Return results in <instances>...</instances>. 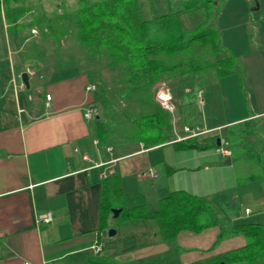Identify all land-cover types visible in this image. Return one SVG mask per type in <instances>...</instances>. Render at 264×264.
Listing matches in <instances>:
<instances>
[{
    "label": "crops",
    "instance_id": "1",
    "mask_svg": "<svg viewBox=\"0 0 264 264\" xmlns=\"http://www.w3.org/2000/svg\"><path fill=\"white\" fill-rule=\"evenodd\" d=\"M254 1L227 0L214 23L225 46L240 59L244 73L242 87L238 75L230 77L235 78L241 94L242 90L246 91L247 99L242 100L245 113L226 122L196 121L204 102V92L196 87V81L205 76L198 77L189 86L180 81L170 83L169 89L176 102L173 101L177 117L175 131L179 136H186L184 125L202 126L214 131L196 139L220 138L221 144L227 143L229 148L223 129L251 121L258 126L259 135L252 134L248 142L264 157V0H258V8H251ZM148 2L143 7L145 17L150 18L156 11L151 1ZM157 2L159 13L169 10L166 0ZM252 10L256 12L251 13ZM192 20L190 16L188 21ZM187 26L190 29L188 22ZM12 33L1 17L0 264L25 261L31 264H154L155 258L166 254L169 246L164 242H150L145 223L129 220L126 227L122 226L121 237H117L119 228L114 225L112 214L109 228H102L100 205L104 183L121 189L124 204L113 209L123 211V205L127 208L145 205L154 211L161 199L173 191L183 190L206 198L225 221L264 225V160L246 162L240 167L249 171L243 174V179L245 176L249 179L252 170L259 171L263 178L244 179L239 187L232 151L230 156H223L216 151L218 145L213 150L178 148L173 139L168 146L150 148L143 144L126 149L111 145L113 151L109 152V146L101 147L96 136L95 118L87 119L84 115L94 105L98 88L96 75L94 78L89 75L91 56L75 40L68 41L79 50L71 47L67 51L70 56L57 52L52 41L42 39L35 40L41 47L35 48V60L28 64L22 62L19 54L23 53L25 43L34 39L28 36L22 42ZM62 43L64 48L67 42L62 39ZM24 72L28 74L29 86L19 91L17 85L23 82ZM223 79L217 81L221 83ZM89 85H95L96 90L88 92ZM48 94L51 100H47ZM228 159L230 163H226ZM149 169L158 176L153 178ZM105 173L107 177L103 179ZM236 190L239 193L232 195ZM230 195L238 200L239 209L234 212L221 203L228 201ZM246 209L251 212L246 214ZM47 212L52 213L53 221L37 226L36 218ZM113 227L117 234L111 237L108 231ZM219 234L220 228L215 226L199 233L181 231L177 237L182 249L181 264L201 262L246 244L242 235L219 241ZM105 236L109 239L105 240ZM96 239L102 244L99 254L91 249Z\"/></svg>",
    "mask_w": 264,
    "mask_h": 264
},
{
    "label": "trees",
    "instance_id": "2",
    "mask_svg": "<svg viewBox=\"0 0 264 264\" xmlns=\"http://www.w3.org/2000/svg\"><path fill=\"white\" fill-rule=\"evenodd\" d=\"M143 1L78 0L73 7L64 5L62 13L51 14L43 12L34 0L0 1V18H4L15 38L24 42L34 26L39 28L42 39L56 45L69 34L74 35L92 59L105 60L106 67L116 72L113 87L101 74H96L100 84L94 95L93 104L98 109L94 122L101 147L112 145L126 149L143 144L150 148L175 139L170 113L154 99L159 83L180 81L189 86L206 75L217 79L238 75L242 87L244 73L240 59L222 43L221 33L212 22L226 0H166L170 7L163 13L156 9L157 0H146L155 6L156 12L150 18L145 17ZM189 13L205 19L189 29L182 19L183 14ZM29 41L19 54L22 62L28 64L35 60V48L41 47L39 42ZM242 91L246 97V91ZM258 132V126L251 121L223 129L235 165L241 167L246 162L264 160L263 154L248 142ZM175 145L213 150L217 139L189 138ZM258 172L252 170L249 179L247 176L244 179L263 178ZM244 179L239 177V183ZM122 204L121 189L104 183L100 205L102 228H109L112 209ZM119 217L122 221L136 219L145 223L150 242H164L169 246L166 254L155 258L154 264H181L179 233L183 230L199 233L213 226L220 228L219 241L242 235L246 238L245 246L193 264H264L263 224L225 221L206 198L187 191L171 192L154 211L145 205L134 208L123 205Z\"/></svg>",
    "mask_w": 264,
    "mask_h": 264
},
{
    "label": "rangeland",
    "instance_id": "3",
    "mask_svg": "<svg viewBox=\"0 0 264 264\" xmlns=\"http://www.w3.org/2000/svg\"><path fill=\"white\" fill-rule=\"evenodd\" d=\"M77 1L78 0H34V4H36L39 8H41V10L43 12L51 14V13H54L56 11L58 13H62L64 5H68L69 7H73L77 3ZM145 1L146 0L143 1V4L145 3ZM226 1H224L223 3H225ZM255 6H256V2L254 1V2H252L251 8H254ZM153 7H155V6H153ZM252 12H256V11L252 10L251 13ZM218 15L215 17V19L212 22L215 23V20L217 19ZM190 16L193 19L192 21H188V18L190 19ZM27 19H29V18H27ZM182 19L185 22L186 27H188L187 26V22H188L191 25L190 29H192V28H194V25L201 22L205 18L204 17L201 18L200 16H197L194 13L193 14L189 13V14H183ZM34 27H37V26H34ZM30 33H31V30H30ZM249 36H251V35H249ZM30 38L34 39V40H38V41L42 40L41 35L38 37H34V38L30 37ZM63 40L67 42V44L64 43L65 44L64 48L62 46V44H63L62 40H61L60 45L54 44L57 52L63 51V52H65V54H67L70 50H72L71 47H73L75 50H79V49L75 48V46L73 44H70V41H73V40L76 41V38L74 35L69 34L68 36L64 37ZM68 40H70V41H68ZM223 42L224 41H222V43ZM223 44L225 45V43H223ZM82 49L84 50V48H82ZM68 54L71 56L70 53H68ZM60 55L63 57L65 56L64 54H62V52ZM91 61H93V63H92V67L88 69L89 75H91V77L94 78V76L97 73L101 74V77L103 78V80L108 85L113 87L114 86L113 81L118 76L116 74V72H112L106 67L105 60L104 61L100 60L99 62H97L95 59H93ZM65 62H67V61H65ZM95 83H96L97 87L100 84V82L98 80ZM166 85L168 86V88H170L169 83H166ZM196 87H201L203 92H204L203 93L204 94L203 95L204 102L200 106L201 113H199L197 115L196 121H201L202 119H204V121H206V122H207V120H209V122L214 121V120H216L215 122H226L228 120L238 118V116H241L245 113V105L243 103L244 102L243 99L246 100V97L243 94V92H242V94L239 92V90L236 86L235 78H233V76L232 77H230V76L225 77V79H223V82L220 83V81H217V79H214L211 75H207V76L200 78L199 80L196 81ZM242 96H243V98H242ZM154 99H155V92H154ZM174 100H175V98L173 97V101ZM242 100H243V102H242ZM155 101H156V99H155ZM174 103H176V102L174 101ZM213 123L214 122H210V124H213ZM172 124H173V133L175 135V132H174L175 124L173 121H172ZM257 141L259 142V140H257ZM166 146H168V145H166ZM170 147H172V146H170ZM186 152L187 153H193V152H190L189 150H186ZM236 172L239 173L238 174L239 177H242L243 174H247L249 171H247V169L244 170V169L240 168L239 166H237ZM237 185L240 187V185H242V184L237 183ZM237 193H239V191L237 192V190H236L235 193L232 195H235ZM232 195H230V198L228 201H222L221 203L223 204V206L225 208H227L229 206L230 210L234 212V210L235 209L238 210L239 207H238V205H236L238 202L237 198L232 199L231 198ZM126 200L127 199H125V201ZM129 203L131 204V202H128V204ZM258 212L259 211L256 210V213H258ZM121 219L122 218L117 217V218H114V220H113L114 225L117 228H119V233H118L117 237H121L120 232L123 230L122 226L125 224L128 225L130 223V221L127 219L125 220V218H123L125 220L124 222ZM126 225H125V227H126ZM106 239H109V238H107V236H105V240Z\"/></svg>",
    "mask_w": 264,
    "mask_h": 264
},
{
    "label": "built area",
    "instance_id": "4",
    "mask_svg": "<svg viewBox=\"0 0 264 264\" xmlns=\"http://www.w3.org/2000/svg\"><path fill=\"white\" fill-rule=\"evenodd\" d=\"M2 1V0H0ZM40 36V31L37 27H33L31 28V34L30 37L34 38V37H38ZM40 38V37H39ZM17 90L19 91H23L25 90V84L24 82H21L20 85H17ZM96 90V86L95 85H89L87 87V91L88 92H94ZM202 92L199 91V98L201 97ZM47 100H51V95H47ZM155 99L156 102L159 103L161 105V107L169 112L172 116V121L174 122L175 126H176V106L173 103V97L172 94L170 92V89L168 88V86L166 85V83H159L157 84V86L155 87ZM98 113V109L96 106L94 105H90L86 111H85V117L87 119H93ZM183 130L186 134L185 137L179 136L175 129V135L177 134V136L175 137V139L173 140V142H179L188 138H195V137H201L203 135L206 134H210L212 133L214 130H208L206 128H203L202 126H191V125H184L183 126ZM95 144L98 145V141H95ZM107 150L109 152L113 151V147H107ZM217 153L223 155V156H230L231 155V150L227 147V143H222L217 149H216ZM149 174L153 177L156 178L158 175L157 173H155L152 169H149ZM145 174V173H144ZM103 179H105L107 177V174H103L102 175ZM251 211L250 209H246V214H249ZM53 221V215L50 212L44 213L42 215H39L36 220H35V224L41 225L42 223H50ZM91 249L96 253L99 254L102 251V244L100 243V241L98 239L95 240L94 244L92 245ZM23 264H31L30 262L25 261ZM49 264H57L56 262H51Z\"/></svg>",
    "mask_w": 264,
    "mask_h": 264
},
{
    "label": "water",
    "instance_id": "5",
    "mask_svg": "<svg viewBox=\"0 0 264 264\" xmlns=\"http://www.w3.org/2000/svg\"><path fill=\"white\" fill-rule=\"evenodd\" d=\"M255 2H256V8H258V7H259L258 0H255ZM21 78H22L24 84L26 85V87H28V86H29L28 74L25 73V72L22 73ZM217 145H218V146L221 145V140H220V138L217 139ZM230 162H231V159H228V160L226 161V163H230ZM121 211H122L121 208H118V209H112L113 216H114L115 218L118 217V216L120 215ZM108 234H109V236L113 237V236H115V235L117 234V230H116L115 228H110L109 231H108ZM221 264H225V263H221Z\"/></svg>",
    "mask_w": 264,
    "mask_h": 264
}]
</instances>
